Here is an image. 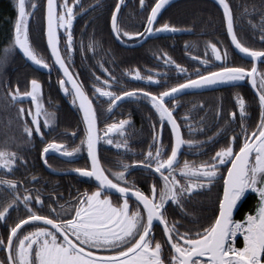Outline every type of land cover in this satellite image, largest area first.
Listing matches in <instances>:
<instances>
[{"label": "snow or ice", "instance_id": "obj_1", "mask_svg": "<svg viewBox=\"0 0 264 264\" xmlns=\"http://www.w3.org/2000/svg\"><path fill=\"white\" fill-rule=\"evenodd\" d=\"M78 0H74V4ZM115 5L112 13V30L119 38L121 31L118 27V13L121 11V4ZM169 3V0H155L151 7L150 14L146 17V27L144 32L130 34L124 32L128 39L135 37H146L154 32H175L176 28L164 23L160 27H154L161 10ZM223 8V16L227 22V32L231 36L232 44L244 57L251 58L252 67L250 70L244 67L225 66L223 61L227 56H223L215 45H210L212 54L216 61H221L218 71L207 70L208 61H201L206 66L207 74L196 71V78H187L186 82L179 83L167 91L153 95L150 92L125 91L122 96L115 95L102 87H95V93L99 97H106L111 105L124 98H132L142 95L149 100L152 107L159 114L160 130L153 136V143L159 144L155 149V154L149 150L145 160L141 162L144 168L152 169L159 174L163 181V186L157 188L156 184L151 187L150 195H145L141 190L136 189L130 192L128 186H121L119 182L127 184L125 172L129 165H123L124 171L114 173L116 181L113 182L105 175V170L100 167L97 157L96 146L98 135L96 131L97 113L93 107V101L85 93L81 83L74 78L70 71L68 61L74 51V38L72 33L73 21L75 19L74 5H70L69 0H63L58 4L57 0H47V43L51 50V57L54 64L58 65L63 73V79L59 80V86L66 95L73 96V103L79 101V107L83 112L85 124V139L81 141L87 147L88 156L91 159V169L77 168L81 177L94 178L99 182V187L91 194L83 193V199L79 200V207L74 208V216L71 218L61 217L59 221L49 218L46 215H39L29 207L33 198L25 194L21 200L18 194V183L13 180L0 178V185L6 186L13 192V200L9 202L3 210H0V221L7 223L9 210L19 207L22 203L27 209V219H21L10 227L5 238H0V246L7 252V264H166L162 259V245L156 242L153 246L151 239L154 221H159L163 225V232L167 236V243L171 245L173 255L167 264H264V71L257 68L258 62H264V50H252L244 46L234 32V16L230 5L226 0H218ZM141 7L145 6V0H140ZM33 10L37 8L35 3L31 4ZM17 18L14 25L13 48L18 47L23 55L35 65L44 69H50V65L40 57L32 48L29 42V17L26 11V0H17ZM63 29L66 34L65 54L60 48L59 29ZM264 28V24H262ZM264 40V35L261 36ZM89 47H92L90 44ZM9 49H5V57ZM67 56V60H66ZM166 63H171L166 60ZM178 72L184 73L186 69L176 65ZM105 71H107L105 69ZM136 79H141L139 72ZM250 80L254 88L258 87L259 104L261 107L260 122L256 130L248 134V128L241 125L242 144L238 145V151H234V146L241 139V135H234L228 145L221 147L211 158L210 162H204L199 167L184 162L183 167L177 169L179 164L178 155L182 146L186 143L191 146V142H186L181 136L180 125L177 123L173 112L166 106V98L175 97L186 89H198L205 86L219 83H230L234 81ZM99 80V77H96ZM114 79V78H113ZM150 83H158L152 76L147 77ZM107 85L108 81L105 80ZM66 85H71L69 89ZM31 97L35 105V113L31 111L28 115L32 117L29 122H24L23 131L28 138L33 137V133L43 138L41 131V120L43 117V127H51L54 119L52 113L47 112L43 104L40 103L41 85L36 80H31V91L23 93L21 96L19 89L13 95V100ZM240 118L244 119L246 114L245 102L241 98L238 100ZM23 116L25 110L19 109ZM235 113L232 114L235 118ZM164 121L171 126V134L174 142L170 148V155L165 157L164 146L161 141ZM126 121H121L119 125L108 126L105 135L121 129ZM155 127V126H154ZM107 143L113 141L108 139ZM119 147V145H117ZM49 150L61 152L66 157H72L80 151L75 148L72 151L64 149L63 145L49 143L43 152ZM19 157L15 152L0 150V168L7 172H12ZM230 164L227 168V178L223 181V196L218 202V215L214 217V222L203 231L191 233L185 231L181 233L176 223L169 224L166 218V204L171 201L175 205H180L183 197L190 195L193 189L203 188L211 185L220 174L221 166ZM179 170L187 184H181L175 173ZM114 190L123 199V203L114 206L108 191ZM27 191V190H26ZM248 192L258 196V204L254 209V214L246 215L244 221L237 222L233 219V212L238 204L246 197ZM135 197L138 205L143 206L142 214L139 206L137 210L130 211L129 195ZM36 204H43L39 195L35 198ZM61 208L64 206L61 205ZM55 212V209H52ZM37 222L47 227L36 226L34 231L21 234L22 226ZM237 235L243 236V247H235ZM138 237V238H137ZM96 250V251H94ZM100 252L106 254H98ZM4 264V262H0Z\"/></svg>", "mask_w": 264, "mask_h": 264}, {"label": "flooded vegetation", "instance_id": "obj_2", "mask_svg": "<svg viewBox=\"0 0 264 264\" xmlns=\"http://www.w3.org/2000/svg\"><path fill=\"white\" fill-rule=\"evenodd\" d=\"M128 1H130L133 6L137 5L138 8H140L141 13L143 12V14L133 16L134 18L141 19H144V17H147L150 14L151 7L154 6L155 3V0H145V6L142 8L140 0H123L121 9L124 5L126 6ZM178 1L181 0L172 2L176 5L169 6L168 9L165 10L166 12L164 14H162L164 9L162 10V15H159L160 18H157V22L154 27H160L163 25L162 22L167 20L166 17L168 15L166 13L172 8L176 9L179 7L177 3ZM190 1L193 2L195 0ZM210 1L221 11L224 20L225 32L229 38L223 11L213 0ZM62 2L58 0V4ZM70 5H74L73 10L75 13V19L72 27L74 51L71 53L68 66L70 71L74 74V78L81 83L85 93L93 101V107L97 113L96 123L99 136L98 154L102 169L105 170V174L109 177V179H112L115 183L117 181L114 173L124 171L123 165H129L130 167L128 168V171L125 172L127 184L119 182L121 186H128L130 188V192L139 189L145 195H150L152 185L156 184L159 189L163 186V181L159 178V174L153 171L155 167L154 162L152 169L144 168L141 162L147 163L145 158L148 151L152 150L153 154H155V149L159 146V144L153 143V136L160 130L161 127L159 114L152 107L149 100L143 98L142 95L132 98H124L121 101H117L115 105H111L108 98H98V94L95 93V87H102L105 90L111 91L115 95L120 96H122L125 91H138L140 93L150 92L153 95H159L160 92L167 91L171 87L177 86L179 83L186 82V79L189 77L195 79V73L197 70H199L202 74H207V70L218 71L221 61H216L214 55L211 53V50H207V46L209 45L206 43L205 38L203 40L196 41L193 46V50H187V60L181 61L179 59L180 52L177 50L179 48L177 44L179 43V36L193 33L202 39L207 31L200 30L201 28L197 25L193 26L196 30H192L189 25L173 26L172 23H169L170 26L182 30L183 33L164 34L163 32H156L161 34L155 35L163 34L165 36H177L178 39L174 40L176 52L173 56H165V49L160 46L157 49H153L148 53V55H142L140 57L138 55L135 58V61L141 65L139 71L141 79L135 78L137 72L127 73L125 79L117 78L113 75H111V78L101 77L102 73L97 72L99 74L97 76L99 77V80L94 78L89 83H86L82 78V74L77 72L75 65L78 64V61L75 63L76 59L74 58V53L77 54L80 48H82L79 47L78 38L81 39L83 36L85 27L83 24L88 20L93 12L97 13L101 9L105 8L106 1L94 0L90 3L88 1L79 0L78 3L74 4L73 1ZM95 13L92 14L93 17L96 16ZM145 27L139 32H144ZM218 34L219 33L216 30L209 32L210 36H217ZM59 36L61 52L62 54H65L66 34L62 28L59 29ZM120 38L126 43L135 44L141 41L143 37L128 39L123 38L120 35ZM150 38L143 44L136 47H125L119 43L116 38L115 40L124 48L135 49L147 44ZM230 45L234 53L239 55L233 48L231 42ZM218 48L223 56L226 50L222 46ZM48 55L49 59L46 58L44 60L50 65L51 70L49 72H43L33 67L32 68L36 71L33 79H36L41 85L40 103L43 104L47 112L54 115L53 122L51 127H43V117H40L41 131L44 134V139L34 132L33 137L31 138L33 141L28 144L29 148L27 150H7L15 152L19 159L17 160L12 172H7L5 169L0 168V178L13 180L18 183V194L20 195L21 200L25 194H28L33 198L32 204L29 205V207L32 208V211L39 215H46L49 218L59 221L61 217L71 218L74 216V208L79 207V200L83 199V193L87 192L91 194V192L97 190L99 185L94 178L81 177L77 172H75V169L77 168L91 169V162L88 156L87 147L85 144L81 143V141L85 139V124L83 115L79 108L78 101L73 103V96L71 94L66 95L60 88L59 80L64 78L63 73L59 70L57 65L54 64V60L51 57L50 52ZM240 57L244 59L242 56ZM166 60H170L171 63H166ZM203 60L208 61L207 70L206 66L201 63ZM244 60L248 62L235 64L232 58L227 54L223 63L225 66L244 67L245 69L250 70L253 62L247 59ZM93 64L96 67H99L100 65L96 60ZM176 65L186 69V72H178ZM105 69L107 68L104 67L101 71L106 76ZM258 69L260 71H264V62L259 63ZM148 76H152L153 80L158 81V83H150L147 79ZM105 80L108 81L107 85L104 84ZM66 86L71 89V85ZM29 91H31V81L28 88L21 91L20 95L22 96L23 93ZM26 98L27 97H24L22 102L27 103V113L31 111L34 114L35 105L32 103L31 97L28 100H25ZM241 98L244 100L246 107V114L243 120L240 118V109L238 104V100ZM166 106L173 112V116L180 125L182 138L186 142H191V146H189L188 143L182 146L178 155L179 164L175 166L177 169L182 168L185 161L196 167H199L204 162H210L211 158L215 155V152L219 151L221 147L228 145L234 135H241L242 124L248 128V134L250 135L252 131L256 130V126L259 124L261 117L259 97L255 93L250 80L247 78L242 81L226 83L224 86L217 88L177 94L174 98H166ZM233 113L236 114L235 118L232 116ZM28 116L29 121H31L32 117L30 115ZM121 121H126L127 123H125L118 131L108 133L107 136L105 135L109 125H119ZM56 123H58L57 126H55ZM30 127L34 126L30 123ZM51 131L53 132L50 135L51 137L46 138V134ZM127 133L130 135L133 133H139L141 135L139 138L140 142H133L130 140L127 142L124 141L123 138ZM149 133L151 134L150 140L147 136ZM38 139L40 141L43 140L44 142L39 158L43 170L47 173L37 172L36 169V140ZM108 139H111L113 143H107L106 141ZM173 142L174 140L171 134V126L167 123V121H164L160 141V143L164 146V158H167V155H170V148ZM242 142L243 136L241 135L240 141H238L237 145L234 146V151H238V145L242 144ZM49 143L63 145L64 149L67 151H72L75 148H79L80 151L72 157H66L62 155L61 152L56 151H53L52 154L48 155L46 157V161L50 168L56 172H60L53 173L45 167L42 159L43 149ZM117 145H119V147H117ZM230 166V164L221 166L220 174L211 185L206 184L203 188L193 189L190 195L183 197L180 205H175L169 201L166 204V218L169 224L171 225L176 223L181 233L185 231L195 233L197 231L202 232L205 227H208L211 223H213L214 217L218 215V207L214 208L207 205H199L196 201L207 195L212 196L218 190H220V199H222L223 181L227 177V168ZM175 175L177 179L180 180L181 184H187L185 178L180 175L179 170H177ZM106 194L110 196L114 206H118L123 203V199L120 198L119 194L114 191H108ZM13 195V192L6 186L0 185V210H3V208L13 200ZM37 195H39L41 201H43L42 205L35 203ZM250 196L253 201L258 198L255 193L248 192L246 197L238 204L237 208L233 212V219L235 221L242 222L244 221L246 215L250 214L248 210L243 213L240 212L242 204ZM61 205L64 207L61 208ZM137 206H139L142 214L146 217V213L143 212V206L138 205V202H136L135 198L130 194V211L137 210ZM52 209H55V212H52ZM27 215V209L24 208L22 203L19 204V207L10 209L7 223L0 221V238L6 239L10 227L14 226L15 223L19 222L21 219H27ZM37 225L53 230L51 229V226L43 225L40 222H37L36 224L30 222L29 224L22 226L20 232L21 234H27L30 231H34ZM151 239L153 241V246L156 242L161 243L162 259H164L167 264V261L170 260L171 255L174 253H172L171 245L167 243V236L164 234L163 225H161L159 221H154L153 223ZM243 243V236L237 235L234 246L242 248ZM98 254L106 253L100 252ZM0 262L7 264V252L4 250L3 246H0Z\"/></svg>", "mask_w": 264, "mask_h": 264}, {"label": "trees", "instance_id": "obj_3", "mask_svg": "<svg viewBox=\"0 0 264 264\" xmlns=\"http://www.w3.org/2000/svg\"><path fill=\"white\" fill-rule=\"evenodd\" d=\"M59 1L62 2V0ZM73 1L69 0L70 3H73ZM84 1L92 3L94 0ZM105 1V8L103 6V9L97 13L93 12L92 14L95 13L96 16L93 17L91 14L83 24L85 26L83 36L81 39L78 38L79 47L82 48H80L77 54L74 53L75 63L78 61L75 67L77 68V72L82 74V78L86 83L96 78L99 75L97 72L102 73L101 77L111 78V75H113L114 77L125 79L127 73L140 71L141 65L135 61L138 55L139 57L148 55L149 52L160 46L165 49V56H173L176 52L174 40L178 39L174 35H155L150 38L147 44L135 49L124 48L117 43L111 29V17L118 0ZM228 1L233 11L235 32L238 39L244 46L250 47L252 50H264V40H261V36L264 35V28H262V24H264V0ZM16 3L17 0H0V150L25 151L29 148L28 144L33 141L23 131L25 121L29 122L30 126L27 113L28 107L27 103L22 102L21 99L13 100L12 97L16 94V88L19 89V93L28 88L36 71L30 64L26 63L18 48H13L14 25L17 18ZM33 3L37 5L35 10L31 7ZM177 3L179 7L176 9L172 8L166 13L168 15L166 17L167 20L162 22L163 24L172 23L173 26L189 25L192 30H196L193 26L197 25L201 28L200 30L207 31L202 39L193 33L179 36V43H177L179 48L177 50L180 52L179 59L181 61L187 60V50L192 51L196 41L205 38L206 43L209 45L207 46V50H211L210 45L217 46L218 50V47L222 46L235 64L248 62L239 55H236L230 47L229 38L224 28L222 13L214 3L210 0H195L193 2L181 0ZM131 4L128 1L126 6L122 7L118 18V27L123 38H127L123 35L124 32L130 34L137 33L146 24V17L144 19L133 17L134 15L143 14V12L141 13L137 5L133 6ZM45 5L46 0H26V10L28 11L31 7L28 11L30 13L29 42L40 57L49 59L45 38ZM171 5L174 6L176 4L171 3L165 6L162 14ZM212 30H216L219 34L217 36H210L209 32ZM90 44L92 47H89ZM5 49L10 50L7 53L6 60L4 59L6 55ZM95 60L100 64L99 67L93 64ZM104 67L107 68V71H105L106 76L101 71ZM21 108L25 110L23 116L19 112ZM52 133V131L47 133L45 137H51ZM147 136L150 140L151 134L149 133ZM140 137L139 133L131 135L127 133L123 139L126 142L129 140L140 142ZM43 145V140H36V169L37 172L47 173L43 170L39 158ZM219 200L220 190L212 196L207 195L197 200L196 203L217 208ZM257 204L258 198L253 201L250 196L242 204L240 212L243 213L248 210L250 214H254Z\"/></svg>", "mask_w": 264, "mask_h": 264}, {"label": "water", "instance_id": "obj_4", "mask_svg": "<svg viewBox=\"0 0 264 264\" xmlns=\"http://www.w3.org/2000/svg\"><path fill=\"white\" fill-rule=\"evenodd\" d=\"M174 1H176V0H169V3L168 4H170V3H172V2H174ZM220 8H221V10L223 11V8L219 5V3H218V0H213ZM226 2L228 3V1L226 0ZM57 3H58V0H57ZM119 3H120V0H119ZM229 4V3H228ZM123 5V3L121 4V6ZM167 6V5H166ZM163 10V9H162ZM162 10H161V12H162ZM27 11V10H26ZM161 14V13H160ZM118 16H119V13H118ZM47 0H46V5H45V38H46V43H47ZM226 21V20H225ZM117 23H118V21H117ZM111 28H112V19H111ZM226 28H227V22H226ZM234 32H235V30H234ZM112 33H113V35H114V37L116 38V40L119 42V43H121L123 46H125V47H136V46H139V45H141V44H143L146 40H148L151 36H153V35H155V34H161V33H156V32H154L152 35H147L146 37H143L142 39H141V41H139L138 43H135V44H130V43H126V42H124L120 37L118 38L117 37V35H116V33L112 30ZM164 34H171V33H176V34H181V33H183V31L182 30H180V29H177V31H175V32H163ZM58 34H59V30H58ZM228 36H229V39H230V42H231V44H232V41H231V36L228 34ZM232 46H233V48L235 49V51L240 55V56H242L244 59H247V60H251V58H248V57H244L243 56V54L242 53H240L239 52V50L238 49H236L235 48V46L232 44ZM47 47H48V43H47ZM18 48V47H17ZM48 50H49V52H50V54H51V50H50V48L48 47ZM18 51L20 52V54L22 55V57L25 59V61H26V63H28V64H30L33 68H35V69H37V70H40V71H43V72H49V70L48 69H44V68H42V67H39V66H37V65H35L34 63H32L30 60H28L24 55H23V53L19 50V48H18ZM259 63L260 62H258L257 63V68H258V65H259ZM57 67H58V65H57ZM59 68V67H58ZM226 83H219V84H215V85H210V86H205V87H202V88H198V89H186L185 91H183L182 93H179V94H183V93H187V92H192V91H198V90H207V89H211V88H217V87H221V86H224ZM253 87V86H252ZM253 89H254V91H255V93L257 94V92H258V90H257V88H254L253 87ZM17 91V90H16ZM258 95V94H257ZM28 99H30V97H27L25 100H28ZM78 101V100H77ZM78 104H79V101H78ZM80 108V107H79ZM81 110V109H80ZM82 112V111H81ZM82 115H83V112H82ZM96 131H97V123H96ZM97 135H98V132H97ZM182 136V135H181ZM99 137V136H98ZM98 148H99V139H98V142H97V146H96V152H97V157H98V160H99V151H98ZM181 151V150H180ZM53 153V150H49V152H47V153H44L43 152V154H42V159H43V163H44V165H45V167L49 170V171H51V172H53V173H60V172H56V171H54L52 168H50V166L48 165V163H47V161H46V157L48 156V155H50V154H52ZM89 159H90V157H89ZM90 162H91V159H90ZM99 163H100V161H99ZM100 167L102 168V166H101V163H100ZM106 175V174H105ZM227 178V177H226ZM97 183H98V185H99V182L98 181H96ZM111 191H114V190H111ZM135 198V197H134Z\"/></svg>", "mask_w": 264, "mask_h": 264}, {"label": "rangeland", "instance_id": "obj_5", "mask_svg": "<svg viewBox=\"0 0 264 264\" xmlns=\"http://www.w3.org/2000/svg\"><path fill=\"white\" fill-rule=\"evenodd\" d=\"M30 9H31V7H30ZM30 9H28V11H29Z\"/></svg>", "mask_w": 264, "mask_h": 264}]
</instances>
